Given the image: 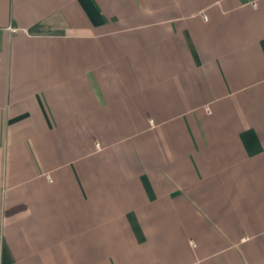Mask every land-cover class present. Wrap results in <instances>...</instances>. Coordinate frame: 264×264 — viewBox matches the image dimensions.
I'll return each mask as SVG.
<instances>
[{"label": "crops", "instance_id": "obj_1", "mask_svg": "<svg viewBox=\"0 0 264 264\" xmlns=\"http://www.w3.org/2000/svg\"><path fill=\"white\" fill-rule=\"evenodd\" d=\"M0 264H264V0H0Z\"/></svg>", "mask_w": 264, "mask_h": 264}]
</instances>
